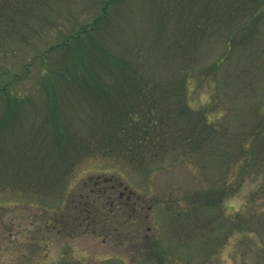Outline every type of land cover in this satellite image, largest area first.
I'll use <instances>...</instances> for the list:
<instances>
[{"label":"rangeland","instance_id":"374dc122","mask_svg":"<svg viewBox=\"0 0 264 264\" xmlns=\"http://www.w3.org/2000/svg\"><path fill=\"white\" fill-rule=\"evenodd\" d=\"M44 1L30 3L32 15L19 17L16 32L0 20V264H264V0H124L99 33L68 51L58 45L90 27L108 0ZM8 8L0 7L3 16ZM103 51L117 69L146 51L147 71L158 76L192 69L184 87L156 83L174 125L207 115L212 138L204 149L194 156L177 149L139 169L118 148L95 144L80 153L86 136L104 130L103 109L83 82L53 75L91 70ZM182 55L188 70L176 67ZM110 177L122 182L123 201L130 192V202L146 200L134 239L59 235L55 221ZM214 187L224 192L220 203L192 213L187 205Z\"/></svg>","mask_w":264,"mask_h":264},{"label":"trees","instance_id":"16d2710c","mask_svg":"<svg viewBox=\"0 0 264 264\" xmlns=\"http://www.w3.org/2000/svg\"><path fill=\"white\" fill-rule=\"evenodd\" d=\"M48 1L50 3L51 0ZM121 1L124 0H108L102 3L100 12L90 27L84 26L80 31L70 32L69 36L58 47L68 51L71 45L78 41L79 37L86 36L88 38V36H95L99 33V29L103 24L110 20V9ZM30 3H34L36 6L45 5L44 0H0V7L4 5L8 6V11H10V15L3 16V11L0 9V20L5 19L9 21L10 25L13 23L12 29L15 32L18 26L19 29H22L24 25L23 23H19V17L25 14L32 15L31 10H33V7H29ZM42 9L35 12L39 19L44 10L49 9V5L42 7ZM53 9L55 10V8L51 7L50 11H54ZM12 15H15L17 19L16 17H13L12 21L7 19ZM138 46L139 44L136 49H139ZM82 48L86 51L88 50V46L86 48L83 46ZM102 55L105 59L100 56H97L98 58L95 57L96 66L92 67L91 70H88V67H85L84 71L78 73L71 70L65 72L57 70L53 75V79L56 82L64 79L63 73H68L69 82H83L84 91L86 90L87 92H85L90 97L98 100L99 108L103 109L101 119L105 124L104 130L98 133L95 132L94 136H86L82 146L78 147L79 152L89 150L88 147L95 144H100L108 148V150L118 148L125 160H133V163H128L129 167L139 169L141 162L152 163L155 160H161L166 155L175 153L177 149L185 154L191 151L189 154L193 156L199 152L198 150L204 149L205 141L208 138V141L212 138V125L208 122L207 115L200 113L198 116L194 115L192 121H182L174 125L171 121L167 120L168 118L171 120L172 113L170 111L168 113L163 108L164 105L162 106L163 101L165 100L166 102L167 100L162 91V83H156L163 82L164 80L168 82L180 80V82H183L184 87L191 76L189 74L194 72L192 69L186 67L187 63L184 60V55L175 64L177 68L180 69L182 66L183 69L186 68L189 71L183 75L177 71L178 76L176 73H173V70H170L169 75L161 74L159 76L154 72L147 71V62L152 58V55L148 54L147 51L143 56L141 52L129 55L128 57L132 60V63L124 64L123 62V66L120 69L115 68V63L111 60V57L113 59L115 57L110 53L103 51ZM141 58L143 59L139 61ZM70 87L71 89L73 88L72 86ZM79 87L77 86V88ZM183 87L178 86L176 90L181 91ZM64 88L63 95L68 92ZM168 108L167 110H169ZM182 110H185V108ZM170 124L173 126L171 127ZM185 129L189 130L187 134L184 132ZM255 135H261V133L255 132ZM185 143H189L190 145ZM130 146H132V150L129 151L127 148ZM112 153L116 154L115 151ZM94 154V152H91V155ZM135 161L138 163H135ZM190 161L194 162L192 157ZM85 185L84 189L87 187ZM122 188V182L118 179L112 177L102 180L98 179L88 192H82L77 200L73 201L69 207L68 216L55 221L59 225H55L54 228H59V235L66 232V237L70 235L92 234L104 240L109 238L122 241L134 239L133 233H131L133 232V228H139L141 226L140 221L145 222V220H141V215H143L142 211L146 200L136 197L137 199L134 202H130L131 198L135 197V194L130 192L126 198L127 200L123 201L126 194L124 191H121ZM223 195L224 192L219 187H214L204 192V197H202L200 202H191L187 206L192 213L195 210H202L206 206H217ZM133 220H136V222H133ZM126 228H129V230L126 231ZM134 230L136 231L137 229L134 228ZM143 243H148L149 245V240H144L143 238L140 241V245L143 246ZM154 247L158 248V243ZM137 248L138 246H136ZM150 250L152 253L147 255L148 259H151V256L155 252L152 248Z\"/></svg>","mask_w":264,"mask_h":264}]
</instances>
